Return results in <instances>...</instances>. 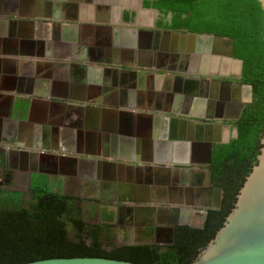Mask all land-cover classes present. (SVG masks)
<instances>
[{"label":"crops","instance_id":"obj_1","mask_svg":"<svg viewBox=\"0 0 264 264\" xmlns=\"http://www.w3.org/2000/svg\"><path fill=\"white\" fill-rule=\"evenodd\" d=\"M132 1L0 0V147L12 137L27 151L47 147L44 151L60 155L59 144L68 138L77 144L76 156L122 161L128 165L114 170L129 171L137 180L160 172L133 162L151 160L160 167L172 160L168 187L174 189L166 204L203 211L212 195L200 197L198 186L179 183L180 171H174H187L188 179L189 170L207 169L204 151L196 150L204 131L193 124L201 123L193 116L206 110L172 100L176 74L157 72L133 53L128 45ZM141 17L145 25L151 14ZM20 105L27 115L9 114ZM9 124L15 131H7ZM225 136L229 128L223 126ZM34 163L31 168L37 169L39 157ZM142 187L135 184L128 200L151 201L140 194Z\"/></svg>","mask_w":264,"mask_h":264},{"label":"trees","instance_id":"obj_2","mask_svg":"<svg viewBox=\"0 0 264 264\" xmlns=\"http://www.w3.org/2000/svg\"><path fill=\"white\" fill-rule=\"evenodd\" d=\"M161 13L158 26L233 39V56L242 61V81L251 102L232 123L237 137L214 144L210 182L221 188V205L207 212L202 228L174 227L173 244L118 245L112 214L86 220L93 208L63 195L43 174H31L26 194L0 187V264H23L48 258L98 257L136 264H188L212 240L233 209L240 188L257 164L264 134V14L258 0H143ZM170 15L166 19V15ZM85 214V215H84ZM145 233L150 237L151 230Z\"/></svg>","mask_w":264,"mask_h":264},{"label":"water","instance_id":"obj_3","mask_svg":"<svg viewBox=\"0 0 264 264\" xmlns=\"http://www.w3.org/2000/svg\"><path fill=\"white\" fill-rule=\"evenodd\" d=\"M264 14V0H258ZM156 14L157 10L154 8H143L138 6L136 9V19L135 23L131 20L128 24L130 25L128 31L132 35V42H128L129 47L132 51L137 52V56L143 60L145 66L162 69L167 73H175V79L177 81H184L185 94H189L192 97H206V94L209 93L210 99L207 102V108L205 114L201 115L196 114L193 116L196 120H201L200 124H196V129H203L204 143L198 145L199 148H196L198 153L204 151L205 155V170H189L190 176L188 179L186 175L187 171L175 170L174 173L179 172L177 179L179 183H187L189 186L192 184L196 187V194L202 196H211L212 202L206 205V208L202 211L203 218L199 225L193 227L202 228L205 222V218L209 209H218L221 205V188L212 186L210 182V164H211V152L213 144L228 143L230 139L237 137L236 129L229 131V136L221 137L222 124L209 123L217 120H226L229 118L227 115H219L218 113L214 114L216 106H222V98H219L217 94L216 87L226 89L230 86V81H224L216 78H209L210 75H213L217 72V65L219 61V55L217 52L205 53L204 57L201 58V63L198 62L197 56L195 61L191 65H187L179 61V56L185 53L186 45L189 44V47H193L196 43L200 45L204 41L213 42L216 46L221 47L223 42H229L227 46V51L222 54L223 58V68L219 72L220 75H226L228 72L229 65H232L233 68L237 71V76H240L242 72V61L240 59H235L233 57V39H229L223 36L215 34H200L193 33L186 30H161L156 29L151 21V18L145 25L141 24V16L143 14ZM264 16V15H263ZM138 18V21H137ZM43 25L42 23H39ZM99 29L102 26L99 25ZM138 43L140 46H138ZM125 48V47H124ZM133 52V53H134ZM219 53V51H218ZM153 54H156L155 59ZM152 63V65H151ZM155 63V64H154ZM228 67V68H227ZM180 73L181 75H177ZM249 86V85H248ZM235 90L241 88V85L234 86ZM213 90L214 96L211 91ZM251 91V87H247ZM236 90V91H237ZM218 99V100H217ZM230 104V103H227ZM237 106V113L232 117L234 120H238L242 106ZM19 114L24 116L28 114V108H25L24 105L19 106ZM201 112V110H199ZM11 115V113H10ZM182 115V114H181ZM200 118V119H197ZM185 121H182V124ZM261 150L260 154L257 156V164L253 166L250 174L246 177L245 182L239 190L237 195L236 202L233 209L230 211L228 216L223 223V226L216 232L214 238L208 242V244L197 254L196 258L188 264H264V134L261 138ZM42 150H36L32 152L30 163V168L26 170H16L14 173L15 178L14 182L17 181V186H11L12 190L19 191L23 193L24 191H29L31 174H48L49 170H37L31 168V164L39 157V162L41 161L45 165L46 160L41 158H48L52 162V167L54 169H60L61 166H68L72 173L80 175L83 169L89 164L93 168L95 166H100L104 164L107 168L112 169L110 177L111 180L114 179L115 168H124L126 165L124 162L107 160V159H93V158H83L81 156H69L67 154L57 155L52 154L49 151L43 152ZM60 161V162H59ZM44 162V163H43ZM143 162H148L146 165ZM86 163V164H85ZM152 161H135L132 164L136 169H145L149 172L152 168L160 172L155 174L154 178L151 177L150 173L146 177L140 176V180H137L139 183H143L142 190L140 194L144 195L145 188L148 189L149 184L157 183L162 186L167 187L168 196L171 195L172 188L168 187V180L171 179V168L172 160L169 165L166 166H152ZM174 163V162H173ZM41 164V163H40ZM47 164V163H46ZM34 166V165H33ZM129 169L131 167L127 166ZM73 169V170H72ZM82 169V170H81ZM87 169V168H86ZM63 170H53L51 173L59 174ZM120 171V170H119ZM92 173L95 170H91ZM100 172V171H99ZM121 176L124 175V171L119 172ZM129 176L131 173L126 172ZM120 176V177H121ZM134 176V175H133ZM139 179V178H138ZM156 179V181L154 180ZM145 181V182H144ZM155 181V182H153ZM137 182V183H138ZM168 182V183H167ZM201 187V188H200ZM200 189H203L202 191ZM178 191H181L178 189ZM139 205L133 209V217L135 218V224L142 228H147L151 230V237L154 238L152 243L166 246L173 244L174 239V227L176 225H189L186 222H176L171 224L166 228H155L154 217H155V206H147L149 201L142 200L137 201ZM145 204V205H144ZM182 204V203H181ZM179 212H183L180 208H175ZM160 231V232H158ZM167 236V240H165ZM134 240H129L121 245H133L136 244ZM23 264H136L123 260L107 259V258H98V257H71V258H48L35 260Z\"/></svg>","mask_w":264,"mask_h":264},{"label":"flooded vegetation","instance_id":"obj_4","mask_svg":"<svg viewBox=\"0 0 264 264\" xmlns=\"http://www.w3.org/2000/svg\"><path fill=\"white\" fill-rule=\"evenodd\" d=\"M139 5L142 6L143 8H152V7H144L143 0H133L132 3L129 4V8L134 14L130 18L129 22L133 20L135 23L136 7H138ZM161 17L162 15L158 11L156 14L151 15V21L153 22L155 28L161 30H173L158 26L157 22ZM165 18L169 19L170 15L169 14L166 15ZM179 30H185V29H179ZM228 44L229 42H223V45H221V47H218L213 42H208V41H204L200 45H197L195 43L193 47H189L190 45L187 44L185 53L179 56V61L185 63L186 66L187 65L189 66L191 65V63H193L196 60L195 59L196 56L198 62L201 63V58L205 56L204 55L205 53L217 52V54L219 55L217 72L213 75H210L209 78H216L224 81H230V86L226 89L216 87L215 90H217V94L219 95L218 99L222 98L223 100L221 101L222 106L220 107L216 106V110H214V114L218 113L219 115H227L229 116V118L226 120H217L209 123L222 124L223 126L228 127L229 131L231 132L232 130L235 129L234 127H232V123L236 120H234L230 116H234L237 113V106H236L237 104L241 105L243 110L244 106L251 102V91L247 89V87H249L250 85L242 81V72L240 76H237V71L233 68L232 65H229V68L227 67L228 73L226 75L223 76L219 74L221 68H223L222 54L225 51H227ZM136 53L137 52H135L134 54ZM155 56L156 54H153L154 59ZM152 69L156 70L157 72H161L164 74L166 73V71L160 68L158 69L152 68ZM177 75H181V74L177 73ZM174 85L176 86H174L175 88L173 91V95L171 96L172 100H174L175 97V99H177L180 102V106L182 105L184 106V101H185L187 102L185 103V106L191 102L193 104V107H195L197 110H206L208 105L207 102L210 99L209 97L210 92L206 94L205 98L192 97L189 94H185V89H187L188 87L184 88V81L182 82L176 81V84ZM236 85L238 86L241 85V88H239L238 90L236 89L237 91L235 90L234 87ZM212 94L214 96L213 90L211 91V96ZM18 109L19 107L15 111L13 108V111L9 112V114L17 113L19 117H21L22 115L19 114ZM76 113L80 114V112L77 111ZM79 119L80 117L77 116V120L74 122L76 125L77 124L79 125L78 123ZM7 131L9 132L15 131L13 124L8 125ZM6 138L10 139V141L8 140V143H4L3 147H0V187L11 189V186L18 185L16 184L17 181L14 182V178H15L14 173L16 172V170H26V168L27 169L28 167L30 168L29 165L32 162L31 160L32 158L30 156L32 154V151H27L25 147H20V146L18 147L15 142H12L11 139L12 137L11 138L6 137ZM59 145H60V149L63 150V153H60V155L68 154L69 151L73 153L75 151L74 147L77 146L74 140L73 142H70L68 138L67 139L65 138V140ZM87 146L88 148L91 147L90 145ZM73 154L76 156L79 153L77 152ZM41 159L46 160L47 164L45 163V165H43L42 162L40 161L37 170H46V172L47 170H49L50 173L43 175L48 176L54 181V183L57 184V187L55 188L59 190L61 194L76 197V199L82 200L87 208H93L94 211L96 210L95 213L98 214L100 223H107L105 221H102L101 218L102 212L104 210H107L112 214V220L108 223L112 225V230L114 231V242L116 244L121 245L129 240H134L137 243L141 241H149L148 243H152L154 241V238H152L151 235L150 237L145 236V233L149 231L147 228H142L141 226L138 225L139 223L135 224L136 222H135V218L133 217V209L137 207L139 204L136 203L137 201L128 200V195H130L133 192V187L138 182L135 176H129L128 174H126V172H128L126 170H123L124 175L121 176L119 172H122V170L120 171L115 170L114 172L115 180H111L110 179V177H112L111 169L107 168V166H105L104 164H101L100 166H95L93 168H90L91 166L88 164L86 166L87 169L86 168L83 169L80 175H77L76 173H72L70 171L71 169L67 165L61 166L60 169H54L52 167L53 166L52 162L48 158L47 159L41 158ZM53 170H63V171L59 172V174H55V173H51ZM91 170H95V172L92 173ZM37 174H41V173H37ZM122 184H125L126 186L122 187L123 186ZM68 190H73V191L76 190V194L64 193L65 191ZM23 193L26 194L27 191H24ZM172 193L173 192L171 191V194ZM145 194H148V196L151 199V201L150 200L149 201L155 204L153 206L155 207L157 206L154 212L155 228L158 229L166 228L169 227L171 224L179 221L186 222L189 224L188 226L193 227L199 225L201 219L203 218V213L201 209L199 210L190 209V210H185L181 213L177 211L175 208L166 204L165 201L167 200L166 198L168 196L166 186H162L161 184H157V183H151L149 184L148 189L145 188L144 196ZM119 195H122V197H119ZM123 197L125 198L123 199ZM146 205L149 206L147 203ZM86 221L90 222V220H86ZM120 235L122 236L120 237ZM164 237L165 240L168 239L167 236L164 235ZM119 239H121L120 243H118Z\"/></svg>","mask_w":264,"mask_h":264},{"label":"rangeland","instance_id":"obj_5","mask_svg":"<svg viewBox=\"0 0 264 264\" xmlns=\"http://www.w3.org/2000/svg\"><path fill=\"white\" fill-rule=\"evenodd\" d=\"M64 192V191H63ZM64 193H69V194H76V190L73 191V190H68V191H65ZM90 209L87 208V207H84V212L86 211H89ZM96 211V210H95ZM95 211H93L92 215L88 218V220H90V222H93V223H100V220H99V217H98V214L95 213ZM114 233V231H113ZM122 235H120L121 237ZM121 239H119V242L120 243Z\"/></svg>","mask_w":264,"mask_h":264}]
</instances>
